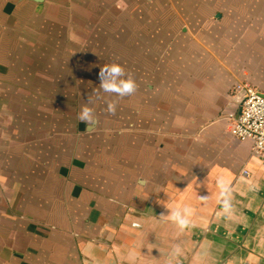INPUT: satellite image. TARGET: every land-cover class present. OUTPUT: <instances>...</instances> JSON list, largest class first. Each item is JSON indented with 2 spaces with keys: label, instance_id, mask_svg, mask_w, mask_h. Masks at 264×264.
<instances>
[{
  "label": "crops",
  "instance_id": "1",
  "mask_svg": "<svg viewBox=\"0 0 264 264\" xmlns=\"http://www.w3.org/2000/svg\"><path fill=\"white\" fill-rule=\"evenodd\" d=\"M42 2L0 0V264H264V154L228 117L237 83L264 93V0L219 15L203 47L183 37L126 119L97 110L92 131L57 102L79 96L11 70L15 22Z\"/></svg>",
  "mask_w": 264,
  "mask_h": 264
},
{
  "label": "rangeland",
  "instance_id": "2",
  "mask_svg": "<svg viewBox=\"0 0 264 264\" xmlns=\"http://www.w3.org/2000/svg\"><path fill=\"white\" fill-rule=\"evenodd\" d=\"M250 1L44 0L32 7L29 16L23 13L15 22L16 36L10 45L18 61L11 70L15 76L26 75L32 86L79 96L74 101H57L63 103L64 115L78 107L81 111L85 105L103 112L107 103L114 101L116 113L110 117L118 122L126 119L123 109L134 98L121 99L100 89L98 74L103 65L121 64L136 82L142 78L145 88L153 76L160 75L157 70L183 55L179 46L183 37L204 44L209 33L223 26L217 22L219 15H226L231 24L230 15L251 10L255 3ZM18 83L14 85L21 93ZM46 104L53 106L52 101Z\"/></svg>",
  "mask_w": 264,
  "mask_h": 264
},
{
  "label": "built area",
  "instance_id": "3",
  "mask_svg": "<svg viewBox=\"0 0 264 264\" xmlns=\"http://www.w3.org/2000/svg\"><path fill=\"white\" fill-rule=\"evenodd\" d=\"M235 91L239 94L237 113H229L232 120L230 134L234 138L252 143L254 154H264V96L257 88L237 83Z\"/></svg>",
  "mask_w": 264,
  "mask_h": 264
},
{
  "label": "clouds",
  "instance_id": "4",
  "mask_svg": "<svg viewBox=\"0 0 264 264\" xmlns=\"http://www.w3.org/2000/svg\"><path fill=\"white\" fill-rule=\"evenodd\" d=\"M98 78L100 80V89L108 94H115L117 97L123 99L133 95L137 91V84L130 73H127L124 66L119 63L113 62L111 64H105L100 68ZM89 102H91L89 100ZM117 104L114 101L107 103L106 112L111 115H115ZM78 119L88 124V130L92 131L98 120L94 115V109L83 106ZM227 207V204L225 205ZM190 215L188 208L182 211L177 209L170 212V219L177 224L180 229H184L188 226L189 221L187 219ZM179 254V249H174L171 253L172 256Z\"/></svg>",
  "mask_w": 264,
  "mask_h": 264
},
{
  "label": "water",
  "instance_id": "5",
  "mask_svg": "<svg viewBox=\"0 0 264 264\" xmlns=\"http://www.w3.org/2000/svg\"><path fill=\"white\" fill-rule=\"evenodd\" d=\"M33 1H36V2H41V1H43V0H33ZM263 96H264V93H263Z\"/></svg>",
  "mask_w": 264,
  "mask_h": 264
}]
</instances>
